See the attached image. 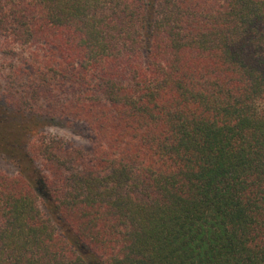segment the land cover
Masks as SVG:
<instances>
[{"label":"trees","instance_id":"obj_1","mask_svg":"<svg viewBox=\"0 0 264 264\" xmlns=\"http://www.w3.org/2000/svg\"><path fill=\"white\" fill-rule=\"evenodd\" d=\"M0 101V264H264V0H0Z\"/></svg>","mask_w":264,"mask_h":264},{"label":"rangeland","instance_id":"obj_2","mask_svg":"<svg viewBox=\"0 0 264 264\" xmlns=\"http://www.w3.org/2000/svg\"><path fill=\"white\" fill-rule=\"evenodd\" d=\"M1 107H4L3 103L0 101V112L3 110ZM6 115L9 119L14 120V123H18L21 120H28L30 124V133L36 131H43L51 135H56L62 137L67 142H71L77 146H82L88 148L90 146V133L87 130V127L83 123H74L69 126L63 120H49L43 119L41 117H29L23 114H13L9 109H4ZM0 168L6 171H13L11 163L4 157L2 148L0 146Z\"/></svg>","mask_w":264,"mask_h":264}]
</instances>
